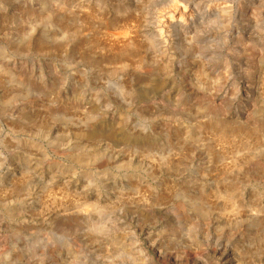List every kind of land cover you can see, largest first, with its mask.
Here are the masks:
<instances>
[{"label":"rangeland","instance_id":"374dc122","mask_svg":"<svg viewBox=\"0 0 264 264\" xmlns=\"http://www.w3.org/2000/svg\"><path fill=\"white\" fill-rule=\"evenodd\" d=\"M0 264H264V0H0Z\"/></svg>","mask_w":264,"mask_h":264},{"label":"bare ground","instance_id":"6f19581e","mask_svg":"<svg viewBox=\"0 0 264 264\" xmlns=\"http://www.w3.org/2000/svg\"><path fill=\"white\" fill-rule=\"evenodd\" d=\"M236 133V132H235ZM219 156V155H218ZM226 176H227V174H226ZM225 177V176H224ZM231 179V178H230ZM219 180H221V179H219ZM218 180V181H219ZM222 180H223V178H222ZM226 180V179H225ZM232 181V180H231ZM225 182V181H224ZM226 183V182H225ZM227 183L229 184V181H227ZM226 183V184H227ZM231 183V182H230ZM220 184V183H219ZM225 186V185H224ZM223 188V187H222ZM226 188V186L223 188V189H225ZM228 190V189H227ZM222 191V190H221ZM230 191V190H229ZM55 192V191H54ZM53 192V193H54ZM219 192V191H218ZM217 191H216V194L218 193ZM233 192V191H232ZM53 193H51V194H53ZM223 193V192H222ZM224 194V193H223ZM232 194V193H231ZM57 195V194H56ZM219 195V194H218ZM222 194H220V196H221ZM229 195V194H228ZM49 196V195H48ZM209 196V195H208ZM49 198L50 199H52L53 201H55V199H58V196H57V198H56V196L54 197V195H53V198L51 197V196H49ZM230 198V197H229ZM228 198V199H229ZM209 199V198H208ZM60 200V199H59ZM56 202V201H55ZM230 202V201H229ZM64 203V202H63ZM62 204V203H61ZM66 204V203H65ZM231 204H233V203H231ZM235 205V204H234ZM59 206H61L60 204H59ZM66 205H64V207H65ZM68 206V205H67ZM70 206V205H69ZM234 207V206H233ZM66 208V207H65ZM223 210V209H222Z\"/></svg>","mask_w":264,"mask_h":264}]
</instances>
